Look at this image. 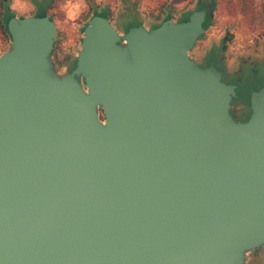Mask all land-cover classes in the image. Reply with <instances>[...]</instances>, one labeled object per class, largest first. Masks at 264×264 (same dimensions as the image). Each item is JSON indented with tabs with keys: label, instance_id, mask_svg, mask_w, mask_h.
<instances>
[{
	"label": "water",
	"instance_id": "1",
	"mask_svg": "<svg viewBox=\"0 0 264 264\" xmlns=\"http://www.w3.org/2000/svg\"><path fill=\"white\" fill-rule=\"evenodd\" d=\"M199 8L122 34L92 13L60 74L48 15L6 21L0 264H255L264 87L234 122L232 87L188 55L204 33Z\"/></svg>",
	"mask_w": 264,
	"mask_h": 264
},
{
	"label": "rangeland",
	"instance_id": "2",
	"mask_svg": "<svg viewBox=\"0 0 264 264\" xmlns=\"http://www.w3.org/2000/svg\"><path fill=\"white\" fill-rule=\"evenodd\" d=\"M215 1L216 8L211 26L203 38L196 43L195 49L188 53L193 61L192 57L197 53L202 54L209 44H217L225 29L233 37L230 49L237 51L240 47H248L252 52L257 46L264 48V0ZM195 2L196 0H53L46 11V15L52 18L56 30L53 43L54 56L51 55L53 66L54 57L58 62L74 59L79 50L82 29L94 11L106 7L107 19L117 32L122 34L125 33L126 28L140 24L147 29L159 24L167 11L172 21L182 18L194 10ZM7 10L18 18L34 16L36 13V7L29 0H8ZM4 13L0 8V18L3 19ZM8 48L9 37L1 32L0 22V54ZM215 53L216 51H211L210 55L214 56ZM64 71H67L65 67H61L56 73L60 74ZM255 252H264V250ZM253 254V252L247 254L248 260L255 264H263L253 257Z\"/></svg>",
	"mask_w": 264,
	"mask_h": 264
},
{
	"label": "flooded vegetation",
	"instance_id": "3",
	"mask_svg": "<svg viewBox=\"0 0 264 264\" xmlns=\"http://www.w3.org/2000/svg\"><path fill=\"white\" fill-rule=\"evenodd\" d=\"M212 3V17L208 18V7ZM200 4L204 6L205 11L204 21L202 23L204 33L195 41L189 52L195 49L196 43L203 38L207 29L211 26L213 12L216 8V1L196 0L194 10H191L188 14L184 15V20H182L183 17L175 20L176 22L186 21L191 12L200 10ZM154 27L155 25L149 27V29H153ZM232 38V34L225 29L217 44H209L207 49L205 48L202 54L197 53L192 58L194 59L196 65L200 68L209 66L213 67L219 72L220 81L225 85L232 87L233 94L229 102L228 115L234 122L244 123L248 120L251 114V94L264 87V48L257 46L256 49H253L252 52H250V48L240 47L236 51V49H230ZM211 51H216L214 56L210 55ZM207 54H209V58L207 57ZM51 55L54 56V44L52 45ZM74 66V59L62 60L58 62L57 58L54 57L53 69L55 72H57L61 67H65L68 73H70ZM253 253V257L264 264V252L254 251Z\"/></svg>",
	"mask_w": 264,
	"mask_h": 264
},
{
	"label": "trees",
	"instance_id": "4",
	"mask_svg": "<svg viewBox=\"0 0 264 264\" xmlns=\"http://www.w3.org/2000/svg\"><path fill=\"white\" fill-rule=\"evenodd\" d=\"M53 0H39V1H36V0H29V2H31L35 7H36V13L34 14V16L36 17H42L46 14V11H47V8L49 7L50 3L52 2ZM7 3H8V0H0V8L2 10H4V14L5 16L2 18H0V22H1V32L4 33L5 35L8 36L7 34V31H6V21L13 17V13L10 12L9 10H7ZM166 11V10H165ZM94 15H98V16H101V17H104V18H108L107 17V9L106 7L102 8L100 11H94L93 13ZM170 19V14L169 12L167 11L166 14L161 18L160 23H162L163 21L165 20H168ZM185 18H183L182 20H184ZM49 20H52L51 17H49ZM159 24L155 25V27H157ZM127 31V28L125 30V32Z\"/></svg>",
	"mask_w": 264,
	"mask_h": 264
}]
</instances>
